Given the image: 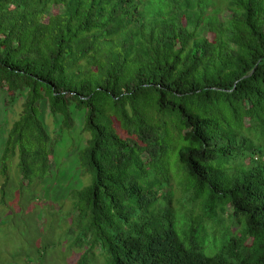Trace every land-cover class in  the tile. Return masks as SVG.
I'll use <instances>...</instances> for the list:
<instances>
[{"label": "trees", "instance_id": "trees-1", "mask_svg": "<svg viewBox=\"0 0 264 264\" xmlns=\"http://www.w3.org/2000/svg\"><path fill=\"white\" fill-rule=\"evenodd\" d=\"M222 3L0 0V94L24 96L2 189L12 159L42 182L81 113L77 264H264V0Z\"/></svg>", "mask_w": 264, "mask_h": 264}, {"label": "rangeland", "instance_id": "rangeland-1", "mask_svg": "<svg viewBox=\"0 0 264 264\" xmlns=\"http://www.w3.org/2000/svg\"><path fill=\"white\" fill-rule=\"evenodd\" d=\"M212 1L213 7L224 10L222 0ZM7 100L1 93L0 158L7 133L21 111L24 96L16 97L13 102ZM39 109L55 142L60 118L50 114L46 101ZM73 115L74 128L65 132L55 145L49 173L42 182L36 180L29 187L22 186L16 159L7 163L8 181L4 189V178L0 174V264H77L86 251V247L76 245L71 194L89 182L88 176H82L78 161V152L86 145L88 137L81 131L83 115L75 110ZM173 189L177 188L174 186ZM182 198L176 190L173 203L180 213L185 211L184 208H191ZM212 233L209 230V234ZM91 254L88 264H107L99 251L94 250Z\"/></svg>", "mask_w": 264, "mask_h": 264}]
</instances>
